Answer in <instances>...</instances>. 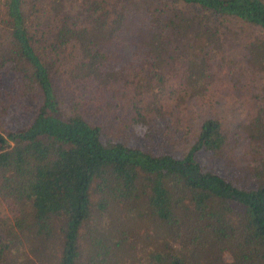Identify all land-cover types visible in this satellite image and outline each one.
Masks as SVG:
<instances>
[{"label":"trees","instance_id":"obj_1","mask_svg":"<svg viewBox=\"0 0 264 264\" xmlns=\"http://www.w3.org/2000/svg\"><path fill=\"white\" fill-rule=\"evenodd\" d=\"M63 2L0 0V201L16 207L13 217H0V263L80 264L90 255L84 264H188L186 255L203 253L209 242L230 253L222 264H264V104L252 114L244 108L232 137L220 117L204 115L194 141L177 153L107 130L111 115L119 118L112 110L117 84L143 95V87L165 84L174 57L182 97L200 99L213 83L208 53L216 61L218 33L231 31L223 20L248 28L245 55L264 68V0H77L72 9ZM180 2L197 6V18L167 11ZM61 56L74 64L58 96L52 71ZM257 82L247 84L256 89ZM140 103L133 108L146 110H136L133 125L157 126L151 113L163 116L162 102ZM199 151L219 156L218 163L203 166ZM140 209L174 236L164 229L161 251L136 263L123 255L140 236L125 244L122 227ZM176 236L196 246L173 248ZM205 236L210 240L201 242ZM80 237L89 243L86 253ZM22 238L37 261L29 251L17 258L13 243ZM111 245L125 253L97 258Z\"/></svg>","mask_w":264,"mask_h":264},{"label":"rangeland","instance_id":"obj_2","mask_svg":"<svg viewBox=\"0 0 264 264\" xmlns=\"http://www.w3.org/2000/svg\"><path fill=\"white\" fill-rule=\"evenodd\" d=\"M76 2L77 0H64L63 3H65L64 5L67 9H72L76 7ZM177 10H182L190 17H196L197 14H200V10H198L197 6L182 2L167 8L168 12ZM232 21L233 19L223 20L226 25L231 26V31L226 29L224 33H218L220 35H218L220 41L213 46L218 48V46L222 45L220 49L214 50L219 51L217 60L210 59L209 56L213 52L210 51L208 53L209 71L214 80L212 78L213 83L211 88L208 89L200 99H196L190 95H188V97L187 95L182 97V93L179 89L182 78L180 77L178 60L174 57L170 59V65L166 64L167 80L165 84H155L154 89L152 85L147 91L143 87L141 90L146 92L143 95L139 96L134 88L130 87V84H117L118 86L115 87V93L113 95V102H116L117 106H113L114 109L112 110H115L114 113L117 114L119 118L116 119L114 115H111L112 119L108 121V126L110 125L111 127L107 129L109 135L134 145L148 146L154 151L160 149L177 153L186 150L194 141L200 119L206 114L220 117L223 121V126H226L230 130L229 135L231 137L236 135L239 129V124L236 125V123L245 121H240L241 117L244 118L246 116L243 115L244 108L246 107L249 109L248 114H252L257 104H264V68L259 70L254 66L255 62L250 61L245 55L243 41L245 42L249 39L252 33H250L248 28H238ZM243 29L246 32L243 31L244 33H242ZM221 52L224 53V57L218 60L222 55ZM171 55L175 56L176 52L172 51ZM65 58V56H61L55 64L54 69H56V71H52V77L58 96H63L66 93V86L69 85L68 76L66 75L68 71L67 67L74 64L73 61H66ZM250 79L258 80L256 89L250 84H247ZM152 97L158 98V100L162 102L164 110L162 113L163 116L155 114L154 111L151 113L153 120L157 121V126H153L152 124L147 125L146 123L142 126L133 125V121L130 120V118L137 115L136 110L139 109L142 112L146 110L143 106H138L137 109H134V104L139 99H142L143 104L147 103ZM239 142H241L239 148L245 150V140L241 138ZM231 153L234 154L233 152ZM196 156L201 161L202 165L207 168L211 167L213 164L212 162L217 161L218 163L219 161V156H214L208 151H199L196 153ZM218 167L219 165H216L215 168L218 169ZM7 202L8 201H0V217H13L16 207L12 203L8 204ZM192 219L193 218H191V220ZM128 223L129 227H122V234L124 236H129V241L124 243L131 242L137 237L136 234H138L140 238L137 242V248L128 251L123 256L124 258H127L126 256L128 255L135 256L136 263L139 262L140 259L144 261L143 258H151L152 253L158 250L161 251L159 248L163 245L161 237L164 229L165 233L169 234L171 237L174 236L173 231L154 222L152 217L146 214L145 210L142 209L129 213L125 224ZM184 226L178 229L182 234L187 232ZM180 233L179 235H181ZM194 235L198 237L201 234L199 230H197L194 231ZM84 238L85 237L79 238L78 246L86 253L89 249V243ZM180 239V237L176 236V240L172 239L169 241L170 245L179 250L182 248L187 252L190 247L196 246L194 243L195 241L180 242ZM209 240L210 237L205 236L201 242H207ZM31 243L32 242L24 238L13 243V250L17 251L14 253L20 255L17 258L21 259L23 257L22 254L29 251V258L31 257L37 261L40 255L37 257L33 254ZM1 245H5L4 242L0 243V246ZM112 249L114 251H111ZM154 249L158 250L155 251ZM21 250L22 252H20ZM108 250H110L108 255H98L97 258L106 259L110 254L118 256L119 254L125 253L122 252L123 250L118 246L115 247V245H113V247L111 245ZM9 252H11V250ZM200 254L193 255L191 252L186 255V259L189 262L188 264H203L207 259L208 264H222V261L224 262L231 259V255L225 246L223 249L218 247L212 248L209 246V242H207L203 253ZM11 256L14 257V255ZM89 257L90 255H82V262H80V264L87 262ZM44 264L46 263L44 262Z\"/></svg>","mask_w":264,"mask_h":264}]
</instances>
